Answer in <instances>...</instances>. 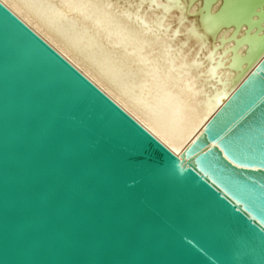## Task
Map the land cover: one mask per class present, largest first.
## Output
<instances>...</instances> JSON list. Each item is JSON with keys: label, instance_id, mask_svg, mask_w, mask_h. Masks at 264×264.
<instances>
[{"label": "water", "instance_id": "obj_1", "mask_svg": "<svg viewBox=\"0 0 264 264\" xmlns=\"http://www.w3.org/2000/svg\"><path fill=\"white\" fill-rule=\"evenodd\" d=\"M0 264H264V54L170 146L0 0Z\"/></svg>", "mask_w": 264, "mask_h": 264}, {"label": "bare ground", "instance_id": "obj_2", "mask_svg": "<svg viewBox=\"0 0 264 264\" xmlns=\"http://www.w3.org/2000/svg\"><path fill=\"white\" fill-rule=\"evenodd\" d=\"M170 146L264 54V0H6Z\"/></svg>", "mask_w": 264, "mask_h": 264}]
</instances>
